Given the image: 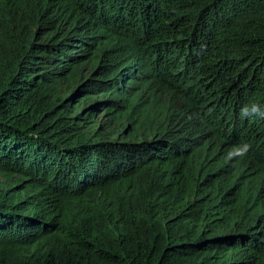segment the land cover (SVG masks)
I'll list each match as a JSON object with an SVG mask.
<instances>
[{
    "label": "trees",
    "instance_id": "16d2710c",
    "mask_svg": "<svg viewBox=\"0 0 264 264\" xmlns=\"http://www.w3.org/2000/svg\"><path fill=\"white\" fill-rule=\"evenodd\" d=\"M254 102L264 0H0V264H264Z\"/></svg>",
    "mask_w": 264,
    "mask_h": 264
},
{
    "label": "clouds",
    "instance_id": "9594fccd",
    "mask_svg": "<svg viewBox=\"0 0 264 264\" xmlns=\"http://www.w3.org/2000/svg\"><path fill=\"white\" fill-rule=\"evenodd\" d=\"M196 118H199V114H195ZM241 118L258 117L264 119V105L259 103L246 104L240 109ZM189 119H193V116H189ZM251 149V145L248 143H242L233 146L226 154V160H233L235 158H244Z\"/></svg>",
    "mask_w": 264,
    "mask_h": 264
},
{
    "label": "rangeland",
    "instance_id": "374dc122",
    "mask_svg": "<svg viewBox=\"0 0 264 264\" xmlns=\"http://www.w3.org/2000/svg\"><path fill=\"white\" fill-rule=\"evenodd\" d=\"M96 121H97L96 124L98 125V129L97 130H98L99 133L104 134L106 137H112V136L115 137L117 135V133H115V129H109V128L106 127L105 119H101V117H99V118H96ZM121 136H122V139H123L124 142L130 143V144H135V145H141L144 142L149 143V142L152 141V138H145V139L140 140V141H134L133 139H130V137L126 133L125 134L123 133ZM170 172H171V169H170ZM0 184H2V185L4 184L5 187L8 186V184H5L2 179H0ZM2 185H0V186H2ZM96 189H100V187L94 188L93 190L90 191V193L91 192H93V193L96 192ZM6 247H7V245L0 244V251L2 249L6 248Z\"/></svg>",
    "mask_w": 264,
    "mask_h": 264
}]
</instances>
